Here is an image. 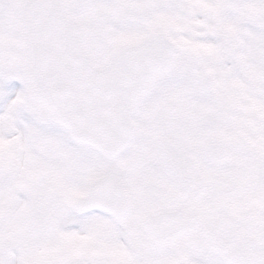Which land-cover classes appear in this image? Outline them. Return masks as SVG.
Wrapping results in <instances>:
<instances>
[{"label":"snow or ice","instance_id":"snow-or-ice-1","mask_svg":"<svg viewBox=\"0 0 264 264\" xmlns=\"http://www.w3.org/2000/svg\"><path fill=\"white\" fill-rule=\"evenodd\" d=\"M0 264H264V0H0Z\"/></svg>","mask_w":264,"mask_h":264}]
</instances>
